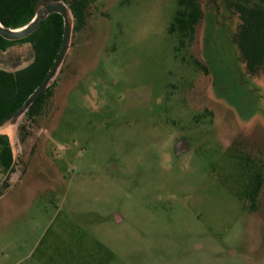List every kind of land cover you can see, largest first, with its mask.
Segmentation results:
<instances>
[{
  "label": "rangeland",
  "instance_id": "obj_1",
  "mask_svg": "<svg viewBox=\"0 0 264 264\" xmlns=\"http://www.w3.org/2000/svg\"><path fill=\"white\" fill-rule=\"evenodd\" d=\"M209 4L181 45L176 0H88L42 114L0 131L16 162L0 264H264V184L262 208L245 204L228 153L244 141L264 173V79ZM33 61L29 44L0 52L9 72Z\"/></svg>",
  "mask_w": 264,
  "mask_h": 264
},
{
  "label": "trees",
  "instance_id": "obj_2",
  "mask_svg": "<svg viewBox=\"0 0 264 264\" xmlns=\"http://www.w3.org/2000/svg\"><path fill=\"white\" fill-rule=\"evenodd\" d=\"M40 0H0V22L10 29H20L35 17V6ZM73 12L76 32L86 19L88 0H63ZM211 0H207L209 4ZM236 19L233 41L236 44L246 74L251 78L264 79V0H221ZM177 10L169 25L168 33L175 36L181 45L192 43L197 27L204 17L202 0H176ZM224 6V5H223ZM225 10V9H224ZM226 11V10H225ZM225 13V12H224ZM226 14V13H225ZM231 21V20H230ZM64 20L61 15L49 16L41 27L29 37L9 41L0 36V51L7 52L18 44H29L34 51V61L16 72L0 69V121L7 119L18 110L44 81L49 73L62 44ZM56 86V85H55ZM54 86V87H55ZM50 87L26 114V122L42 114L48 100L53 96ZM19 126L18 136L29 135L27 123ZM242 140L234 143L229 154L235 157L239 179L242 182V201L247 186L260 190L264 184L263 164L252 158ZM14 162L13 148L7 135L0 134V177L9 172ZM253 188V189H254ZM252 190V189H251ZM250 190V199L252 191Z\"/></svg>",
  "mask_w": 264,
  "mask_h": 264
},
{
  "label": "water",
  "instance_id": "obj_3",
  "mask_svg": "<svg viewBox=\"0 0 264 264\" xmlns=\"http://www.w3.org/2000/svg\"><path fill=\"white\" fill-rule=\"evenodd\" d=\"M53 14L61 15L64 20V34L59 53L44 81L18 110H16L7 119L0 121V129L7 126L14 127L18 125L21 118L26 116L31 106L49 89L51 83L57 77L71 48L74 31V15L63 0H40L35 6L34 19L25 27L20 29H10L4 27L0 22V36L9 41H19L35 33L41 27L42 23ZM187 148L188 146L186 141L182 139L176 144L175 152L177 155H180ZM15 165L16 162L14 161L4 181L0 184V196L9 186V180L11 175L14 173Z\"/></svg>",
  "mask_w": 264,
  "mask_h": 264
},
{
  "label": "flooded vegetation",
  "instance_id": "obj_4",
  "mask_svg": "<svg viewBox=\"0 0 264 264\" xmlns=\"http://www.w3.org/2000/svg\"><path fill=\"white\" fill-rule=\"evenodd\" d=\"M253 188L254 187H250L249 188V186H247L246 188H244L245 193H247V195L245 194V196L249 198V200H247L244 203L247 204V205H250L252 207L257 206L258 209H259V207L262 208V204L260 202V197H261V194H262V188H263V186L261 187L260 190H256V188H254V189ZM250 190L252 191L251 192L252 193V199H250Z\"/></svg>",
  "mask_w": 264,
  "mask_h": 264
},
{
  "label": "bare ground",
  "instance_id": "obj_5",
  "mask_svg": "<svg viewBox=\"0 0 264 264\" xmlns=\"http://www.w3.org/2000/svg\"><path fill=\"white\" fill-rule=\"evenodd\" d=\"M16 127V126H15ZM0 131L2 132V133H5V134H7V135H9L10 137H13L14 135H15V129L13 128V127H5V128H2V129H0ZM14 140H15V137L13 138ZM12 139V140H13Z\"/></svg>",
  "mask_w": 264,
  "mask_h": 264
},
{
  "label": "crops",
  "instance_id": "obj_6",
  "mask_svg": "<svg viewBox=\"0 0 264 264\" xmlns=\"http://www.w3.org/2000/svg\"><path fill=\"white\" fill-rule=\"evenodd\" d=\"M0 52H1V51H0ZM3 53H5V52H3ZM0 69H4V68H1V67H0ZM5 70H6V69H5ZM17 71H18V70H17Z\"/></svg>",
  "mask_w": 264,
  "mask_h": 264
}]
</instances>
